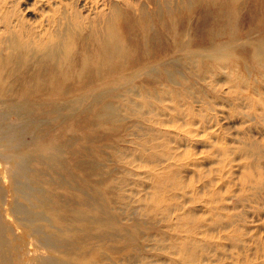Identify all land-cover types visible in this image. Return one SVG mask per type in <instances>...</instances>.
Segmentation results:
<instances>
[{
    "label": "bare ground",
    "instance_id": "bare-ground-1",
    "mask_svg": "<svg viewBox=\"0 0 264 264\" xmlns=\"http://www.w3.org/2000/svg\"><path fill=\"white\" fill-rule=\"evenodd\" d=\"M82 1L99 7V1ZM262 2L159 0L147 8L109 0L103 2L109 4V11L100 9L95 17L61 2L43 21L33 24L11 14L9 2L0 0V163L6 168L0 182L9 177L6 191L15 196L24 188L22 179L39 178L38 162L45 170L66 174L56 184L29 185L32 202L42 207L37 214L44 215L49 224L9 233L0 209V264L8 259L4 246L16 264H112L104 261L110 244L106 247L103 240H125L129 230L114 223L110 215L106 221L102 219L100 210L92 218L90 212L100 204L95 199V204L89 205L84 198L85 185L109 178L105 169L109 153L103 148L107 143L91 136L90 141L96 142L92 152V147L79 149L78 155L79 141L87 131L117 121L120 142L134 135L133 128L129 131L127 112H123L128 109L117 103L113 85L127 87L135 79L152 81L147 91L162 99L185 80V67L198 71L201 64L259 65L264 61ZM158 83H163L160 89ZM183 89L164 109L162 105L165 116L158 121L161 126L186 115L181 100L192 97ZM137 91L127 89L130 94ZM143 105L137 118L142 115L141 120L147 122L155 107L153 100ZM145 113L151 115L145 117ZM141 151L135 152L131 163ZM4 198L0 192V200ZM25 216V224H35L40 218ZM39 231L48 250L39 244L34 247L29 240V233L32 236ZM131 234L135 236L136 229L132 228Z\"/></svg>",
    "mask_w": 264,
    "mask_h": 264
},
{
    "label": "rangeland",
    "instance_id": "rangeland-1",
    "mask_svg": "<svg viewBox=\"0 0 264 264\" xmlns=\"http://www.w3.org/2000/svg\"><path fill=\"white\" fill-rule=\"evenodd\" d=\"M7 1L11 14L33 24L43 21L61 2L72 4L82 15L90 17L97 16L100 9L107 12L110 7L103 4L109 0H93L99 1L97 8L82 0ZM158 1L125 0V3L147 7ZM260 7L264 12L263 2ZM185 71L188 74H184L182 84L173 87L162 99L147 91L152 81L135 79L127 87L113 85L117 103L128 109L123 108V112H127L129 131L133 128L134 135L120 142L121 125L117 121L98 131H87L79 141L78 155L79 149L92 147V152L96 142L90 141L91 136L107 143L103 148L109 153L105 169L110 175L106 182L84 186L86 202L93 206L97 200L100 204L90 212L91 217L100 210L102 219L106 221L110 215L113 222L129 230L122 241L104 238L105 246L110 244L104 261L264 264V61L259 65L249 62L247 66L201 64L198 71L191 67H185ZM215 74L217 77L213 79ZM157 85L160 89L163 83ZM129 87L138 91L130 94ZM181 88L192 97L181 100L186 115L175 123L165 121L161 126L158 121L165 116L162 105L164 109L165 103H171ZM199 98L202 101L193 100ZM149 100H153L155 111L151 119L143 122L142 115L137 117ZM141 149L140 156L131 163L135 152ZM36 167L39 178L22 179L24 188L18 189L15 196L6 191L9 177L0 182V192L5 197L0 200V209L4 211L2 224L6 223L9 233L13 229L26 232L39 224H49L44 215L37 214L42 207L32 202L29 185L43 186L46 181L56 184L66 174L45 170L40 162ZM5 174L6 168L0 163V175ZM73 192L82 194L81 190ZM25 215L40 218L35 224H25ZM132 228L136 229L135 236L131 234ZM42 235L40 231L32 236L29 233V240L34 247L39 244L48 250ZM3 251L8 258L5 264H16L7 246Z\"/></svg>",
    "mask_w": 264,
    "mask_h": 264
}]
</instances>
